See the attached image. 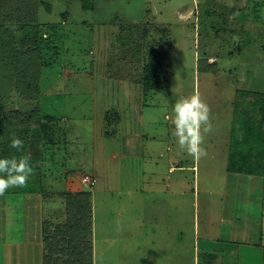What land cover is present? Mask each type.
<instances>
[{
  "label": "rangeland",
  "instance_id": "rangeland-1",
  "mask_svg": "<svg viewBox=\"0 0 264 264\" xmlns=\"http://www.w3.org/2000/svg\"><path fill=\"white\" fill-rule=\"evenodd\" d=\"M153 49L162 53L156 88L143 79ZM251 65L264 70V0H0V131L23 141L17 157L34 170L26 187L9 190L47 189V218H73L82 191L92 264H203L208 214L239 209L247 188L233 172L218 179L235 112L264 122V97L261 105L246 91ZM194 92L213 123L200 159L179 149L164 119ZM13 209L0 206L5 239L21 235L24 212ZM84 224L76 218V236ZM53 254L57 264H88Z\"/></svg>",
  "mask_w": 264,
  "mask_h": 264
},
{
  "label": "crops",
  "instance_id": "crops-1",
  "mask_svg": "<svg viewBox=\"0 0 264 264\" xmlns=\"http://www.w3.org/2000/svg\"><path fill=\"white\" fill-rule=\"evenodd\" d=\"M196 9L199 11V5ZM206 12L209 11L206 10ZM249 68L252 72L248 73L246 88L251 91L264 92V70L258 74L256 73L257 66L251 65ZM226 165L227 160L224 163L225 171L218 176L219 180L225 181L227 173L232 172L226 169ZM233 173L234 175L231 176L240 185L247 187L244 188L247 192H241L240 197L237 196L239 209L231 206L225 209V213L219 207L215 214H208L201 233L203 264H264V166L261 173L257 174ZM31 189L16 190L15 192L9 190L0 200V206L3 209L1 214L7 210L14 212L13 206L18 205L24 212L23 218H20L22 221L16 225L21 235H17L16 239L0 237L2 264H44V250L47 242L45 234L50 235V245H53L56 240L64 237L65 230L68 232L71 225H75L76 218L81 219L80 215L76 216L75 214L73 218H70L69 215L65 217V214L62 215L61 212L59 215L52 212L53 217H45L43 201L47 198V189L45 192L44 190L41 192L38 188ZM9 192L11 193L7 194ZM60 194L64 195V192H59ZM9 201L12 203L7 204ZM64 201L66 202V200ZM22 203H26L25 207ZM62 203L64 202H61V205ZM71 204H73L72 201L69 205ZM64 205L66 206V203ZM49 206L51 211L54 210L52 204ZM28 207H30V213L26 211ZM45 220L51 225L42 227ZM90 225L89 236L92 247L94 225L92 223ZM195 230L198 235L200 233L198 227ZM215 246L219 248H214ZM92 256L93 251L91 264Z\"/></svg>",
  "mask_w": 264,
  "mask_h": 264
},
{
  "label": "trees",
  "instance_id": "trees-1",
  "mask_svg": "<svg viewBox=\"0 0 264 264\" xmlns=\"http://www.w3.org/2000/svg\"><path fill=\"white\" fill-rule=\"evenodd\" d=\"M86 5H88V3ZM4 39L6 41L9 40V36L4 37ZM160 55H162L161 52L153 49L151 53L152 65L144 68V82L152 83L153 88L158 86L157 78L159 75V61L161 60ZM154 66H156L157 69L154 68ZM35 84L36 81L29 80L30 89L34 90V92H38L39 86ZM246 91L249 92L248 94L253 95L256 98L257 101H255V103L258 102L263 105L261 97H264V92L251 90ZM38 93H36V96ZM4 104L5 101L0 103V113L2 112ZM249 110H251V108H249ZM0 127H2V123L0 124ZM11 134H13V131H0V136L3 139L0 143V158L15 157L20 159L17 157L16 149L9 147V137ZM228 144L226 165V169L228 171L251 174L261 173L264 166V122L260 119V117L256 115L248 116V113H240L237 109V113L235 112V116L231 123L230 139ZM81 193L82 191H77L75 195L73 194L76 196L77 200H72V205L75 207V214L80 215L82 220L85 222V224L82 225V232H79V234H82L81 236L83 238L75 235L77 233L73 229H75L76 226L71 225L68 232L65 230L63 233L64 237L56 240L55 245L48 246L47 242L45 243L44 264H57V262H59L57 260V256L55 257L53 252L57 254L63 253L65 255L67 254L80 257L81 260L91 264L92 247L90 241L86 238V235L89 234V225L87 224L90 223V211L88 209L86 199L82 198L83 195ZM74 196L73 198H75ZM75 240H77L78 247L75 245ZM72 242H74L73 245ZM79 247L82 249L78 253L77 250Z\"/></svg>",
  "mask_w": 264,
  "mask_h": 264
},
{
  "label": "clouds",
  "instance_id": "clouds-1",
  "mask_svg": "<svg viewBox=\"0 0 264 264\" xmlns=\"http://www.w3.org/2000/svg\"><path fill=\"white\" fill-rule=\"evenodd\" d=\"M174 115H165L164 119L174 127V137L180 150L194 159L207 155L205 138L213 131L210 106L201 98L199 92L178 98L173 107ZM9 147L23 148V141L14 133L9 137ZM34 174L30 157L20 159L0 158V196L9 189L24 188Z\"/></svg>",
  "mask_w": 264,
  "mask_h": 264
},
{
  "label": "built area",
  "instance_id": "built-area-1",
  "mask_svg": "<svg viewBox=\"0 0 264 264\" xmlns=\"http://www.w3.org/2000/svg\"><path fill=\"white\" fill-rule=\"evenodd\" d=\"M83 181L87 182L88 184L90 185H93L94 184V181L92 179H89L88 177L84 176V177H81Z\"/></svg>",
  "mask_w": 264,
  "mask_h": 264
}]
</instances>
